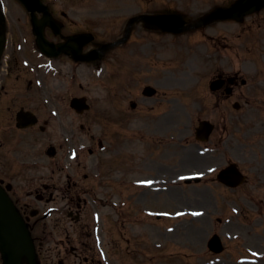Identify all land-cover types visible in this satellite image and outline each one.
Listing matches in <instances>:
<instances>
[{
  "label": "rangeland",
  "instance_id": "1",
  "mask_svg": "<svg viewBox=\"0 0 264 264\" xmlns=\"http://www.w3.org/2000/svg\"><path fill=\"white\" fill-rule=\"evenodd\" d=\"M77 0H57V2H62V4H73V5H77V3L75 2ZM220 1L222 2H226L227 0H207V1H203V0H78V4L84 7H78L79 10H77V13H74V15H76L77 20L80 21L79 23L83 26L85 21L82 20L83 17L87 16V18L89 19V22L92 24L91 28L94 29L95 31L101 33V35L103 36V34H105V37H107L106 34L112 33L113 32H117V30H120L121 25L125 22V20L135 14L140 8H142L143 10L146 11H150V10H155L154 8H161L162 9H175V10H179L182 11L188 18H194L198 15H200L203 10H206L208 8H211L213 5L220 3ZM58 4V3H57ZM78 6V5H77ZM169 6V7H167ZM91 9V11H93L92 13L89 12H85L86 10ZM238 26V30L241 29L240 25ZM234 28V24H230L228 23H218V24H213L212 26H210V28H207L205 31L207 34H211L213 36H215L218 33L224 34L227 31H229L230 29ZM197 34L199 33H187L186 36H181L179 38L178 41H180L181 44H184L185 41H188L186 37H188V39L190 41H195L197 38H200ZM181 48L183 47L182 45L180 46ZM205 50V47L203 44H200L197 48V53H200L202 51ZM181 60H183V58H180ZM187 68H190L188 66H186ZM107 72V67L103 73V71L101 72L100 70L98 72H95L92 68V66H88V65H82L78 67V72H77V80L79 82V84L81 85V87L79 86L78 88V94H84L86 96H96L97 98V106H99L97 109H95V111H97V113H99V117L97 119H99L98 121L102 122L101 120V116H102V99H103V95H104V86L107 84L106 82V76H104ZM180 78L179 82H176L175 80V85L176 86H183L185 85L189 80H191V72L185 73L182 72L180 73ZM191 75V76H190ZM63 83V82H62ZM63 86L65 87L64 83ZM82 89V90H80ZM179 91V90H178ZM182 97H180L179 95L177 96V98H175V100L172 102V105L174 106V123H175V129L176 131H174V134L176 133V135H181L184 129V125L183 124V116H184V108L183 105V99H181ZM185 102V101H184ZM63 108V107H62ZM64 110V109H63ZM62 110V111H63ZM71 114V113H70ZM70 114H65V112H62V120H63V125H61L64 129V125L65 126H69L70 123ZM75 125L73 126V130H74V135H75V140L77 143H79V149H81L80 152H82L80 154V157L78 160L81 161V165H77V161H74L71 166L73 167L72 169L78 170V172L83 173V172H88V168H85V165L88 167L91 164L94 165L97 162V157H90L88 155L87 152V148L92 144V134L91 133H97V135H99L100 132H102V123H99L97 120L94 119L93 113L92 111L87 113L85 112L83 114V116L79 115L75 120ZM81 123H85L88 124V126L91 124V129L89 131H86V129L82 130L81 128H79ZM54 128H56V126H53ZM25 137V140L23 141V143L18 147V145L15 144V141H12L9 143L10 147L13 148V151L11 154L14 153H18L21 154V150L23 148H30L33 150V144L30 140L31 134L26 135V132H24L22 135ZM32 138V137H31ZM39 144V142L37 143ZM185 144V142L181 141L180 139L176 138V143H175V154L176 156H180L181 155V145ZM91 147V146H90ZM119 148V147H118ZM17 149H19V151H17ZM41 153V151H39L37 153V155H39ZM36 154V153H35ZM99 157H105V152L103 153V151H100L99 153ZM177 170H175V173H179L182 174V172L184 171L183 169H181V167H176ZM182 188L185 189H190L193 193L195 191H197L196 188H190L187 185L182 184L181 185ZM183 189H178V191H176L177 189L175 188V193H177V197L173 200V201H180V200H184V199H190L191 195L189 193L185 194ZM180 191V192H179ZM190 191V193H191ZM64 201V200H63ZM63 201H59L60 203H63ZM65 203V201H64ZM96 204H94L92 207H94ZM101 205V204H100ZM182 205H187V204H182V202H179L178 205L175 206V208H181ZM47 206V205H45ZM43 206V208L45 207ZM195 207H200L199 204H195ZM99 207V206H98ZM99 207V212L103 213L102 215V224L107 226V220L111 217V215L113 213H115V210L113 208H108V207ZM133 207V206H132ZM137 206H134V208ZM169 209V208H168ZM114 218V216H113ZM106 220V221H105ZM149 223H152V227H156L157 230L161 231V229L163 228L162 226L166 223V220H162V221H155L154 223L149 221ZM197 223V222H196ZM214 223V221H213ZM76 225V223L71 222L70 220H66L65 218H63L59 223L58 226L56 227V230L61 229L62 227H66L67 229L70 230V233L72 234V227ZM157 225V226H156ZM215 227L218 229L219 227H222L218 225V224H214ZM204 227V226H203ZM229 229H231V224L228 225ZM138 228V227H137ZM144 230H148V232H150V228L151 226L149 224H146L142 227ZM141 229V227H140ZM176 229V228H175ZM220 231L222 230V228H219ZM112 229L108 228L107 226V230L102 234L101 237V242L102 245H104L110 260L114 263V264H135V260L134 257H129L128 254L127 256H124L121 251L118 248L119 243L117 242L118 237L116 236L115 240L113 241V234L111 233ZM58 231H55L54 235L52 236V239H58L60 234L57 233ZM140 232V231H137ZM145 234V233H144ZM177 234V231H176ZM142 236V235H141ZM139 236L137 239V244L138 245H142L140 244V240H139ZM112 239V240H111ZM111 240V241H110ZM145 244H149V240H145L143 239ZM155 241H159L156 240ZM180 241L182 243L185 244H193L190 242H184L183 237L180 239ZM204 244V242H201ZM46 248H50L48 249V251L46 252V254L48 255V262L56 261V256L58 254V251H60V247L57 246L55 248L53 241L49 240L46 244H45ZM227 249L224 251V253H222L223 255V261H231L233 262L234 258L243 253V247H239L238 244H236V242L233 241H228V245H227ZM239 248H238V247ZM209 254H205L204 256H202V259L204 258H208ZM196 255H193L192 258H190V262H188V258H180V260L184 261L186 264H201V260L195 258ZM264 262V261H263ZM262 263V262H261ZM260 263V264H261ZM55 264V262H54ZM138 264V263H136ZM228 264V263H225Z\"/></svg>",
  "mask_w": 264,
  "mask_h": 264
},
{
  "label": "flooded vegetation",
  "instance_id": "2",
  "mask_svg": "<svg viewBox=\"0 0 264 264\" xmlns=\"http://www.w3.org/2000/svg\"><path fill=\"white\" fill-rule=\"evenodd\" d=\"M1 8V6H0ZM62 14L64 12L61 11ZM3 17V16H2ZM4 18V17H3ZM19 18V17H18ZM263 16L258 15L254 17L250 21L251 25H257V28H260V25L262 24ZM25 28H21L20 25L17 26L20 32H27L30 36V31L28 30V22L23 23ZM11 26L8 22V20L0 21V33L7 34V40L6 43L2 46L0 45V94L8 93V88L6 87V79L10 78L13 74V72L19 71V73L14 75V78L17 81L24 80L25 82V89L32 90L33 88V82L30 78H26L27 73L25 72L26 69L24 66L18 67L17 64V57H16V50L19 48L22 50V52L25 51L24 44H20L19 47H17V41L16 37L14 36L12 29L9 28ZM73 28V22H70V25L65 27V33L61 32L59 35H54L51 29L47 28L46 34L48 38L54 42H58L62 40V35L70 34L72 33ZM63 30V27H62ZM11 34L9 37L8 34ZM260 35L264 36V31L259 33ZM59 36V38L57 37ZM34 43V41H33ZM216 44V43H215ZM28 46L32 47V43H28ZM214 47H219L218 45H213ZM220 46H223V49L228 51L227 49H236L237 44H229L224 45L220 43ZM27 47V46H26ZM27 47L28 51H31L32 48ZM155 56L157 58L159 57L157 53H155ZM62 55H60L57 60H59ZM68 58V56H66ZM36 59L32 56L31 59H29L30 62L32 60ZM55 61V60H54ZM37 62V61H36ZM255 70V74H256ZM209 72L212 74L213 79H218L219 82H217V86L214 87V89H210L211 101L206 104L204 102V97H199L194 100L195 104L199 108H207V106H210L212 110H214V116L211 119V121L216 125V123L220 124V121L222 119L228 118L230 116V110L232 106L235 105V101H241L244 103H249L251 106H264V84L260 85V81H256L255 79L252 80V78L255 76H246V70L241 69L239 65L236 64V60L234 59V54L230 53L229 57L226 59L221 58H214L212 61H210V69ZM25 75V78L23 76ZM158 95L156 97V101H146L141 102L137 104L136 107L139 109V113L144 115L145 113L148 115L147 117H151V114L155 107H159L162 105V102L165 101L166 104L169 101V97L165 95L163 92L162 94H156ZM207 105V106H206ZM23 107V106H22ZM7 109L9 110V106H7ZM6 109V110H7ZM7 118L10 119V115L7 114ZM12 120V119H11ZM166 122H169V119L166 120ZM217 126V125H216ZM215 127V126H214ZM218 137L214 140L216 142ZM258 182V185L256 188H262L264 186V176L261 178H258L256 180ZM50 186L44 185V188H49ZM52 187V186H51ZM52 192H49L51 195ZM36 196L38 198H42L44 196L43 193H39V191H36ZM249 201L252 205L259 207L256 205L259 203L258 201H255V196L253 194H249Z\"/></svg>",
  "mask_w": 264,
  "mask_h": 264
},
{
  "label": "water",
  "instance_id": "3",
  "mask_svg": "<svg viewBox=\"0 0 264 264\" xmlns=\"http://www.w3.org/2000/svg\"><path fill=\"white\" fill-rule=\"evenodd\" d=\"M250 3V0H242L241 2H239L237 4V6L232 7L229 10H236V12L240 15H242L243 13H245L247 11V5ZM178 28H174V31H178ZM3 197L0 195V204H3ZM6 226L7 224L0 219V226ZM8 235L7 236V244L4 247V250H2L3 252V257L5 260V264H18L19 261V257H20V253L23 251L27 250V247L29 249H31V245L27 243V241L25 240V238L23 237H19L16 235H11L9 233H6ZM27 253L28 252H24ZM31 264H34L33 262H31Z\"/></svg>",
  "mask_w": 264,
  "mask_h": 264
}]
</instances>
